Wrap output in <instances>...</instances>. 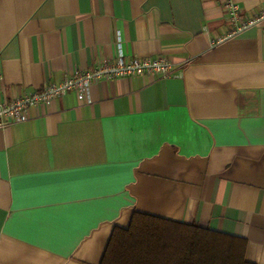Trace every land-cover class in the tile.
Returning a JSON list of instances; mask_svg holds the SVG:
<instances>
[{
  "label": "crops",
  "instance_id": "crops-1",
  "mask_svg": "<svg viewBox=\"0 0 264 264\" xmlns=\"http://www.w3.org/2000/svg\"><path fill=\"white\" fill-rule=\"evenodd\" d=\"M226 1L264 12V0H0V100L119 52L172 63L0 128V264H100L135 211L239 236L264 264V15L227 36Z\"/></svg>",
  "mask_w": 264,
  "mask_h": 264
},
{
  "label": "trees",
  "instance_id": "trees-1",
  "mask_svg": "<svg viewBox=\"0 0 264 264\" xmlns=\"http://www.w3.org/2000/svg\"><path fill=\"white\" fill-rule=\"evenodd\" d=\"M245 241L135 211L126 228L110 233L100 264H252L245 259Z\"/></svg>",
  "mask_w": 264,
  "mask_h": 264
},
{
  "label": "built area",
  "instance_id": "built-area-1",
  "mask_svg": "<svg viewBox=\"0 0 264 264\" xmlns=\"http://www.w3.org/2000/svg\"><path fill=\"white\" fill-rule=\"evenodd\" d=\"M225 7L228 22L230 26L234 27L227 36H232L237 31L256 24L264 15V12H262L259 16L242 17L238 5L234 1H226ZM171 69V61L162 56H157V58L150 56L133 57L130 60H125L123 54L119 52L113 60H100L90 70H74L58 83L49 82L38 90L19 93L8 99H1L0 128L23 122L26 119V111L30 107L38 104H48L53 98L69 91H74L80 101L85 100L90 85L97 80H111L117 77H132L135 75L168 76Z\"/></svg>",
  "mask_w": 264,
  "mask_h": 264
}]
</instances>
